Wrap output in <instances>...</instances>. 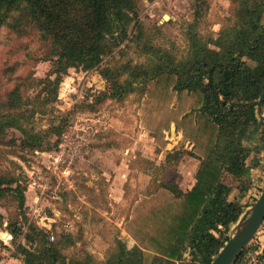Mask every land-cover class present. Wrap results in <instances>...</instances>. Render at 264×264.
Masks as SVG:
<instances>
[{"label": "rangeland", "instance_id": "obj_1", "mask_svg": "<svg viewBox=\"0 0 264 264\" xmlns=\"http://www.w3.org/2000/svg\"><path fill=\"white\" fill-rule=\"evenodd\" d=\"M236 3L132 0L125 34L107 37L109 48L89 69L59 68L50 44L17 11L0 25V177L7 188L0 197V264H22L21 246L37 249L38 238L33 244L27 238L35 235L33 226L53 234L52 241L72 235L73 244L63 248L67 260L87 252L102 263L121 244L132 247L122 228L138 214L141 199L169 181L191 184L190 156L184 153L176 164L177 156L166 159L168 152L188 151L189 145L171 127L162 145L155 142L142 120L146 86L137 77L145 70L152 74L157 56L187 57L195 33L228 53L233 46L223 32L238 24ZM13 92L20 103L9 108ZM231 99L226 97L227 104ZM245 110L254 141L243 147L258 154L257 103ZM4 115L20 128L3 122ZM60 152L63 160L57 163ZM224 177L235 190L231 199L241 201L242 215L259 189L249 181L239 188L237 180ZM35 209L40 212L33 214ZM258 241L264 246V225Z\"/></svg>", "mask_w": 264, "mask_h": 264}, {"label": "trees", "instance_id": "obj_2", "mask_svg": "<svg viewBox=\"0 0 264 264\" xmlns=\"http://www.w3.org/2000/svg\"><path fill=\"white\" fill-rule=\"evenodd\" d=\"M234 1L239 2L234 11L238 24L223 32L233 44L227 55L195 33L187 57L157 56L152 74L145 70L137 77L146 86L142 120L155 142L162 145L164 131L174 124L182 142L193 145L166 155L168 161L177 156L173 164L184 153L200 160L192 188L183 193L169 181L141 199L138 214L123 225L134 244H121L102 263L87 252L67 260L63 248L73 244L72 235L49 241L46 230L33 226L35 235L27 238L31 244L38 238L37 249L21 246L22 264H210L243 210L237 200L228 199L231 187L222 177L229 173L245 182L249 151L243 146L253 140L245 107L255 106L264 91V0ZM131 7L132 0H0V25L17 11L50 44L59 68L89 69L109 48L107 37L125 34ZM226 56L232 64L225 63ZM227 96L232 98L229 104ZM19 103L14 92L8 96L9 108ZM3 117L9 126L20 128ZM257 123L260 135L254 149L264 152V119ZM2 185L0 177V197L7 190ZM263 185L264 180L258 194ZM15 233V227L10 229L11 237ZM252 250L251 244L246 246L236 262Z\"/></svg>", "mask_w": 264, "mask_h": 264}, {"label": "water", "instance_id": "obj_3", "mask_svg": "<svg viewBox=\"0 0 264 264\" xmlns=\"http://www.w3.org/2000/svg\"><path fill=\"white\" fill-rule=\"evenodd\" d=\"M264 91L257 102V116L264 119L262 102ZM175 131V125L171 124ZM264 223V185L255 199L236 222L234 228L210 264H234L242 250L253 240Z\"/></svg>", "mask_w": 264, "mask_h": 264}, {"label": "crops", "instance_id": "obj_4", "mask_svg": "<svg viewBox=\"0 0 264 264\" xmlns=\"http://www.w3.org/2000/svg\"><path fill=\"white\" fill-rule=\"evenodd\" d=\"M261 119V118H260ZM176 130V129H175ZM178 132V131H177ZM178 133H181V132H178ZM254 139V138H253ZM181 140H182V138H181ZM254 140H252L251 142H253ZM256 141V140H255ZM187 143V145H189V148H188V150H191L192 149V147H193V145L192 144H190L189 142H185V144ZM255 144V146H257V142L256 143H254ZM252 146H254V145H252ZM190 156V155H189ZM183 158V157H182ZM190 159H191V163H192V165H193V173H192V176H191V178H192V181L190 182L191 184L190 185H188V183L186 184L187 186H185V185H183V186H179V185H177V184H175L183 193H186L187 191H189L191 188H192V186L194 185V183H195V175H196V172H197V170H198V167H199V164H200V160L199 159H197V158H195V157H192V156H190ZM246 170H247V173H246V175L243 177L244 178V181L245 182H247V181H249V182H251V185H255V187H256V189H258L259 188V186L262 184V181L264 180V152H262V151H260L258 154H249V156H248V158H247V160H246ZM228 176V177H230L231 179H235V180H237V182H238V184L237 185H235V186H243L242 185V181L240 180V179H237V178H234L233 176H231L229 173H224V175H223V177H222V179H223V181L227 184V185H229L230 187L232 186V185H230V184H228L227 183V179H229V178H225L224 176ZM256 181V182H254V181ZM244 183V182H243ZM185 186V187H184ZM184 187V188H183ZM240 188V187H239ZM233 191H235V190H233L232 188H231V191H230V193H229V195H228V199L229 200H233V199H231V196H232V194H233ZM236 191H237V188H236ZM235 196V195H234ZM236 197V196H235ZM234 197V199L236 200L237 198H235ZM240 200H239V197H238V202H239ZM241 202V201H240ZM131 218V217H130ZM123 230H124V228H122ZM125 231V230H124ZM126 232V231H125ZM126 234L129 236V234L126 232ZM129 238L133 241V239L129 236ZM133 244H134V241H133ZM176 264H179V263H176Z\"/></svg>", "mask_w": 264, "mask_h": 264}, {"label": "built area", "instance_id": "obj_5", "mask_svg": "<svg viewBox=\"0 0 264 264\" xmlns=\"http://www.w3.org/2000/svg\"><path fill=\"white\" fill-rule=\"evenodd\" d=\"M66 139L67 138L65 137V142H66ZM65 146H67V143H65ZM63 156H64V153L60 152L57 155L56 162L58 163L59 161H62ZM258 195H256L255 197L257 198ZM36 212L39 213L40 210L38 211V209H35L32 213L35 214ZM50 220L54 221L55 219H50ZM263 225H264V223H263ZM263 225L260 227L259 231L257 232L256 236L253 238V240L248 244V245L251 244L253 247V250L251 251V253H249V255H247L245 257L244 261H242L241 263L235 262L234 264H264V246L262 245L261 241H258V236L260 235V232H261ZM2 237L3 236L1 235L0 240L4 242V239ZM48 237H49V240H51V241L54 240L53 234H49ZM253 242H255V243H253Z\"/></svg>", "mask_w": 264, "mask_h": 264}]
</instances>
